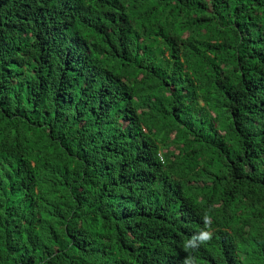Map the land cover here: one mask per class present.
Masks as SVG:
<instances>
[{"label":"trees","instance_id":"obj_1","mask_svg":"<svg viewBox=\"0 0 264 264\" xmlns=\"http://www.w3.org/2000/svg\"><path fill=\"white\" fill-rule=\"evenodd\" d=\"M189 254L264 264V0H0V264Z\"/></svg>","mask_w":264,"mask_h":264},{"label":"clouds","instance_id":"obj_2","mask_svg":"<svg viewBox=\"0 0 264 264\" xmlns=\"http://www.w3.org/2000/svg\"><path fill=\"white\" fill-rule=\"evenodd\" d=\"M203 220L205 221L206 225L209 223L210 217L208 213L204 214ZM211 238L212 236L209 230H201L195 236L184 242V248L185 250L198 249L202 244H206L207 242H209ZM182 264H198V257L189 254L182 261Z\"/></svg>","mask_w":264,"mask_h":264},{"label":"bare ground","instance_id":"obj_3","mask_svg":"<svg viewBox=\"0 0 264 264\" xmlns=\"http://www.w3.org/2000/svg\"><path fill=\"white\" fill-rule=\"evenodd\" d=\"M171 249V248H170ZM205 249V248H204Z\"/></svg>","mask_w":264,"mask_h":264}]
</instances>
